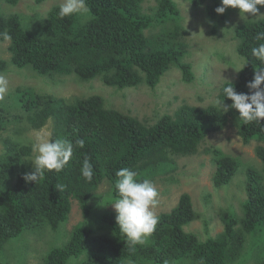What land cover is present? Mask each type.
<instances>
[{
    "label": "trees",
    "instance_id": "16d2710c",
    "mask_svg": "<svg viewBox=\"0 0 264 264\" xmlns=\"http://www.w3.org/2000/svg\"><path fill=\"white\" fill-rule=\"evenodd\" d=\"M4 1L11 6L21 2ZM46 1L35 0L39 5ZM186 1L195 8L210 3L207 8L212 17L221 5V0ZM144 2L85 0L86 13L63 19L58 17L57 6L36 29L20 14L0 12V42L10 41L11 66L32 68L43 77L75 75L82 82L100 78L107 86L119 90L141 84L154 89L176 67L183 72L184 81L192 83L193 67L185 62L189 54L188 32L178 5L174 0H158L157 6L147 13ZM258 7L260 11L264 8ZM259 32H264V18L247 19L235 28L238 54L248 64L236 80L222 86L219 97L225 106L232 104L223 95L225 86L232 83L238 93L250 94L247 84L254 78L257 67L264 71V64L251 54L253 47L264 43L256 39ZM5 33L10 39L3 38ZM8 65L1 60L0 71H5ZM28 94L27 98L22 89H17L16 109H25L29 124L36 130L51 120L54 124L51 140L71 142L73 156L59 173L46 171L38 183L26 182L24 174L33 171V147L11 137L3 138L0 255L7 243L28 229L47 223L58 229L67 223L74 201L88 218L91 203L106 180L117 199L114 185L118 170L127 168L137 173L139 181L152 182L158 175L174 170L177 158L197 155L211 134L228 128L236 130L245 145L258 143L256 152L263 166L254 168L218 147L205 151L214 157L217 188L230 185L240 173L246 177L247 199L242 202V212L239 214L232 207L223 211L224 231L217 237L203 241L185 230L197 215L192 197L184 194L170 213L158 217L148 244H128L119 232L116 213H110L102 222L108 223L111 235L95 237L93 230L77 225L70 240L49 253L47 263L68 264L79 259L76 264H234L241 259L250 235L255 247L259 242L264 244V124H244L238 110L230 107L224 112L218 105L205 108L183 105L174 115H165L149 125L108 108L100 96L68 101L34 92ZM0 112H5L4 107ZM5 129L6 119L0 114V132ZM78 140L84 141L83 147L78 146ZM86 157L94 169L91 182L80 172ZM58 184L64 186L63 191L56 189ZM82 256L85 258L81 259Z\"/></svg>",
    "mask_w": 264,
    "mask_h": 264
},
{
    "label": "rangeland",
    "instance_id": "374dc122",
    "mask_svg": "<svg viewBox=\"0 0 264 264\" xmlns=\"http://www.w3.org/2000/svg\"><path fill=\"white\" fill-rule=\"evenodd\" d=\"M174 1L188 32L189 54L185 62L193 67L195 80L192 83H186L183 72L176 67H172L154 89L141 84L119 90L107 86L100 78L82 82L75 75L43 77L32 68L18 69L11 66L10 41L0 42V61L9 63L5 71H0L8 79V91L0 98V110L3 107L5 110L0 114L6 119V129L0 132V157L4 153L3 138L11 137L32 147L41 140L52 138L54 124L51 120L42 129L36 130L29 124L25 109H16L18 88L25 92L27 98L28 92L68 101L100 96L108 108L136 117L149 125L156 124L165 115H174L183 105L200 108L217 105L222 86L238 78L240 72L237 73L235 69L238 70L245 62L238 54L239 42L235 37V28L245 20L241 19L239 9L229 7L225 13L216 12L212 17L207 8L210 3L195 8L186 0ZM62 2L63 0H47L39 5L35 0H21L19 5L11 6L0 0V12L20 14L36 29L46 20L50 11ZM157 3L158 0H145L144 10L150 13ZM260 13L264 14V8ZM249 18H252L251 15ZM257 146V142L245 145L232 128L211 134L197 155L177 158L174 170L160 174L152 181L158 192V205L152 211L157 218L161 214L170 213L178 205L181 196L189 194L197 219L185 230L198 235L203 241L209 237H217L224 231L223 211L232 207L239 214L242 212V202L247 199L246 177L240 173L230 185L217 188L214 183V157L212 153L205 151L218 147L229 155L241 158L244 163L261 169L263 165L257 156ZM35 155L33 152V160ZM112 201L115 199L111 184L106 180L91 203L92 211L88 218L84 217L80 204L74 201L67 223L58 229H53L47 223L26 230L20 237L7 243L0 255V264H48L49 253L67 243L73 229L80 224L93 230L95 237L111 235L110 226L106 225L108 223L103 224L102 220L106 214L116 213L111 205ZM251 236L241 259L234 264H261L264 244L259 242L255 247ZM148 240L149 237L144 244H148ZM83 258L85 256L81 257ZM78 261L79 259H72L68 264H76Z\"/></svg>",
    "mask_w": 264,
    "mask_h": 264
},
{
    "label": "clouds",
    "instance_id": "9594fccd",
    "mask_svg": "<svg viewBox=\"0 0 264 264\" xmlns=\"http://www.w3.org/2000/svg\"><path fill=\"white\" fill-rule=\"evenodd\" d=\"M264 7V0H221V6L215 11L223 14L227 8L239 9L240 17L243 20L264 18L260 8ZM88 10L85 0H63L59 5L58 17L63 19L74 14L83 15ZM5 40L10 39L6 33ZM257 40H264V32L256 35ZM251 54L264 64V43L251 49ZM247 61L236 70L239 73L247 65ZM264 71L257 67L254 78L248 82L247 87L251 94L238 93L232 83L223 88V95L232 101L230 106H225L222 101L217 105L227 112L229 107L239 112V119L244 124H264ZM8 91V79L0 74V98ZM79 147L84 146L83 140H78ZM33 152L36 153L32 161L33 171L25 173L23 179L26 182L38 183L44 178L46 171H62L73 156V144L63 139L41 140L33 145ZM82 177L91 182L94 176V169L89 158H85L80 169ZM117 180L115 190L117 199L111 204L116 212V221L119 232L126 238L131 246L142 245L146 238L155 231L158 218L152 211L158 205V192L153 182L148 179L139 181L137 173L123 168L116 172ZM63 185H56V189L63 191Z\"/></svg>",
    "mask_w": 264,
    "mask_h": 264
}]
</instances>
